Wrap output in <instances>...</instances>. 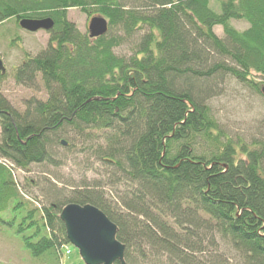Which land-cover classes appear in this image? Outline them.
<instances>
[{"label":"trees","instance_id":"16d2710c","mask_svg":"<svg viewBox=\"0 0 264 264\" xmlns=\"http://www.w3.org/2000/svg\"><path fill=\"white\" fill-rule=\"evenodd\" d=\"M214 1L218 12L211 0H0V24L54 23L47 49L14 72L29 89L39 75L46 101L31 99L19 113L0 97V159L20 170L53 165L62 142L70 152L80 141L124 182L119 206L95 187L50 184L46 205L29 208L11 167L0 164V213H9L0 221L31 257L69 246L58 216L77 204L97 207L117 227L126 264H137L130 249L143 262L147 253L166 264H211L215 235L236 244L244 264H264L263 137L234 149L207 105L228 80L259 91L264 0ZM68 9L104 18L106 34L80 33ZM230 21L248 27L238 32ZM128 45L129 57L114 53ZM84 130L102 133L105 148L89 147Z\"/></svg>","mask_w":264,"mask_h":264},{"label":"rangeland","instance_id":"374dc122","mask_svg":"<svg viewBox=\"0 0 264 264\" xmlns=\"http://www.w3.org/2000/svg\"><path fill=\"white\" fill-rule=\"evenodd\" d=\"M210 7L218 12V4L211 0ZM66 18L80 33L88 34V17L80 9H69ZM13 17L8 23L0 24V57L6 68V73L0 76V97L9 104L11 108L19 113L26 110L29 100L46 101V93L39 75L35 77L34 86L29 89L16 84L14 72L26 58H34L47 49L50 34L43 30L36 33L24 32L17 25ZM229 25L236 31L245 30L248 25L242 21H230ZM214 33L224 38L222 29L215 27ZM132 46L116 48L117 56L129 57ZM253 81L261 83L259 91L255 92L245 88L236 81L228 80L215 96L208 98L207 105L211 108V114L217 121L225 138L230 141L234 149L244 143L245 145L262 139L264 141V77H256ZM263 135V136H261ZM261 136V137H260ZM84 138V137H83ZM87 145L92 148L100 146L104 149L106 142L103 136ZM240 140V141H239ZM1 141V130H0ZM78 144H81L78 141ZM86 144L84 145V147ZM247 146V145H246ZM63 149L66 146H62ZM57 149L55 152V163L53 165H30L27 170L12 167L9 162L0 159L5 167L11 171L15 186L23 197L31 202L29 208H40L47 203L48 185L58 189L87 185L95 187L103 197L118 204L119 197L124 191L122 174L115 168L101 163L96 156H92L87 148L77 149L70 152ZM105 166V167H104ZM14 168V169H13ZM69 188V189H70ZM9 213H0L5 218ZM58 237V233L55 234ZM20 236L2 224L0 221V264H61L59 251L54 254H46L40 258L30 256L22 244ZM212 246L206 248V262L213 264H244L242 253L233 247L228 240L220 235H215ZM144 243L143 249L145 250ZM71 255L65 259V264H83L77 250L70 246ZM131 250V256L137 264H166L165 258L161 259L159 254H144L143 261L138 260L137 254ZM141 254V253H140Z\"/></svg>","mask_w":264,"mask_h":264},{"label":"water","instance_id":"95a60500","mask_svg":"<svg viewBox=\"0 0 264 264\" xmlns=\"http://www.w3.org/2000/svg\"><path fill=\"white\" fill-rule=\"evenodd\" d=\"M19 25L23 30L35 33L39 30L49 32L54 23L51 19H23ZM107 29L104 18L93 17L88 25L89 37H101ZM0 73L5 74L1 59ZM59 219L65 226L69 244L77 250L84 264H114L116 261L125 264V248L116 240L117 227L101 211L90 205L70 204L61 211Z\"/></svg>","mask_w":264,"mask_h":264},{"label":"bare ground","instance_id":"6f19581e","mask_svg":"<svg viewBox=\"0 0 264 264\" xmlns=\"http://www.w3.org/2000/svg\"><path fill=\"white\" fill-rule=\"evenodd\" d=\"M69 10V9H68ZM67 10V11H68ZM95 17H97V16H95ZM93 17H91L90 18V20L92 19ZM90 20H89V22H90ZM89 22H88V25H89ZM87 29H88V26H87ZM88 36H89V33L87 34ZM90 38V37H89ZM115 50V49H114ZM130 89H133V87L132 86H128ZM30 101V100H29ZM38 101H40V100H38ZM83 133L85 134V135H89V134H91L90 136L91 137H93L94 135H95V138L96 139H98L99 140V136H102V133H100L99 131H97V130H87L86 132H85V130L83 131ZM72 145L73 146H75L74 148H72V150H74L75 148H77V149H79V150H81V149H86L82 144H78V142L75 144L74 142H72ZM66 146V145H65ZM2 160V159H1ZM3 161H5V160H3ZM7 162V161H6ZM0 164H2V163H0ZM10 164V163H9ZM3 165V164H2ZM11 166V168L13 167L12 166V164H10ZM107 200V199H106ZM68 205H70V204H68ZM67 206V205H66ZM91 207H93V208H95V209H97V210H99V211H101L100 209H98L97 207H95V206H93V205H90ZM41 208V207H40ZM64 208H65V206H63L62 208H61V210H60V214H61V211H63L64 210ZM103 213V212H102ZM60 214H59V216H60ZM104 214V213H103ZM105 215V214H104ZM59 216H58V218H59ZM106 216V215H105ZM107 217V216H106ZM60 220V219H59ZM60 222H61V220H60ZM62 223V222H61ZM63 224V223H62ZM63 226H64V224H63ZM64 230H65V226H64ZM117 234V233H116ZM65 235H66V233H65ZM66 240H67V238H66ZM68 241V240H67ZM69 243V242H68ZM233 245L235 246L236 244H234L233 243ZM237 246V245H236ZM70 246H68V247H66L65 248V245H61L59 248H58V250L57 251H59V254L61 255V264H65V259L67 258V257H69L70 255H71V251H70ZM49 252H52V251H49ZM50 254V253H49ZM124 263H125V250H124ZM84 264V263H83ZM114 264H120L119 262H115ZM126 264V263H125Z\"/></svg>","mask_w":264,"mask_h":264}]
</instances>
